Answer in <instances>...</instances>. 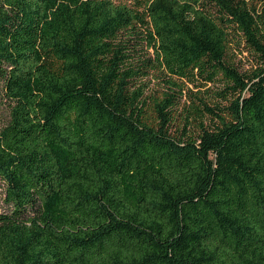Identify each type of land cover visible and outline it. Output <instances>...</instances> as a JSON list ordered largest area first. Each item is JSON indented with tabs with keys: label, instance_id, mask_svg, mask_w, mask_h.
Returning <instances> with one entry per match:
<instances>
[{
	"label": "trees",
	"instance_id": "obj_1",
	"mask_svg": "<svg viewBox=\"0 0 264 264\" xmlns=\"http://www.w3.org/2000/svg\"><path fill=\"white\" fill-rule=\"evenodd\" d=\"M0 81V264H264V0H0Z\"/></svg>",
	"mask_w": 264,
	"mask_h": 264
},
{
	"label": "rangeland",
	"instance_id": "obj_2",
	"mask_svg": "<svg viewBox=\"0 0 264 264\" xmlns=\"http://www.w3.org/2000/svg\"><path fill=\"white\" fill-rule=\"evenodd\" d=\"M118 2H128L130 0H116ZM230 37L232 39L231 48L229 50L231 59L236 64V67L240 71L251 72L258 64L256 55L248 49L241 35L236 32V30H230ZM220 83L213 84L208 83L207 86L201 87L205 89L207 87H212V89L217 88V85ZM189 88L193 91H197L198 88H195L193 85L189 84ZM156 87L154 82L150 83V90H153ZM9 113V102L5 96L2 83L0 81V128L3 127L8 121ZM4 184L0 180V212L7 209L6 204L4 203Z\"/></svg>",
	"mask_w": 264,
	"mask_h": 264
}]
</instances>
